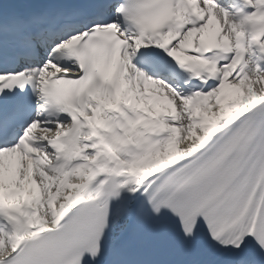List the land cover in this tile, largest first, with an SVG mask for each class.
<instances>
[{
    "label": "snow or ice",
    "instance_id": "1",
    "mask_svg": "<svg viewBox=\"0 0 264 264\" xmlns=\"http://www.w3.org/2000/svg\"><path fill=\"white\" fill-rule=\"evenodd\" d=\"M0 264H264V0H0Z\"/></svg>",
    "mask_w": 264,
    "mask_h": 264
}]
</instances>
